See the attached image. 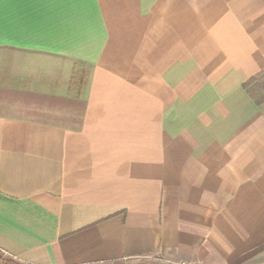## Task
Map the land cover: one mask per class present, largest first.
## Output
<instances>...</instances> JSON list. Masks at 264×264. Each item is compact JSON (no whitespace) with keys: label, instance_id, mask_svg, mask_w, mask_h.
<instances>
[{"label":"crops","instance_id":"crops-1","mask_svg":"<svg viewBox=\"0 0 264 264\" xmlns=\"http://www.w3.org/2000/svg\"><path fill=\"white\" fill-rule=\"evenodd\" d=\"M0 255L264 264V0H0Z\"/></svg>","mask_w":264,"mask_h":264},{"label":"trees","instance_id":"trees-1","mask_svg":"<svg viewBox=\"0 0 264 264\" xmlns=\"http://www.w3.org/2000/svg\"><path fill=\"white\" fill-rule=\"evenodd\" d=\"M0 264H25L19 260H16L9 256H1L0 255Z\"/></svg>","mask_w":264,"mask_h":264}]
</instances>
